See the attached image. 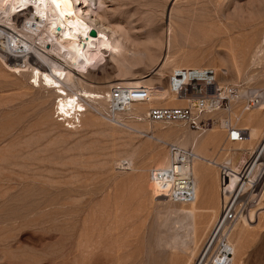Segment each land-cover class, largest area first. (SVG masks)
Listing matches in <instances>:
<instances>
[{
  "label": "rangeland",
  "instance_id": "374dc122",
  "mask_svg": "<svg viewBox=\"0 0 264 264\" xmlns=\"http://www.w3.org/2000/svg\"><path fill=\"white\" fill-rule=\"evenodd\" d=\"M103 2L100 22L113 28L115 39H120L115 31L120 26L131 41L139 42L122 40L130 52V61L138 62L134 80L152 82L155 92L166 93L169 89V73L159 78L149 69L151 57L159 50L154 41L163 37L172 19L181 34L179 42L199 55L197 60L204 67H217L222 85H243L264 94V0ZM24 17L20 16L18 24ZM226 27L230 29L228 33ZM229 35L234 38L232 46L242 65L240 74L230 53ZM0 44L6 45L2 40ZM256 51L258 54L253 57ZM21 56L12 53L7 58L10 64L21 63ZM116 58L122 59V55ZM116 58L108 57V63L96 71L100 77L96 82L107 85L117 78ZM32 60L38 61V57ZM223 67L228 69L227 75L222 73ZM27 81V77L0 71V264L185 263L182 253L173 254L163 242L164 212L179 204L155 200L149 181L151 170L161 166V161L153 160V152L162 151L168 156L170 143L193 150L185 139L199 132L180 123L161 124L158 128L178 129L183 134L179 138L156 133L154 138L137 125L146 120L144 116L151 105H176H170L163 96L135 102L124 115L128 125L119 126L105 115L109 111L107 102H89L97 122L71 129L54 113L55 95L31 87ZM232 104L235 112L244 109L240 101ZM211 133L217 134L218 145L215 143L209 152L218 162L239 147L248 146L247 140L245 144L226 142L219 125L202 135ZM258 142L250 146L255 147ZM122 162L125 165H120ZM205 169L204 188L216 190L218 197L219 169L208 164ZM224 197L227 201L228 194ZM208 221L209 216L205 222ZM206 223L197 254L210 229ZM252 225L256 226L251 229L241 264H264V213Z\"/></svg>",
  "mask_w": 264,
  "mask_h": 264
},
{
  "label": "bare ground",
  "instance_id": "6f19581e",
  "mask_svg": "<svg viewBox=\"0 0 264 264\" xmlns=\"http://www.w3.org/2000/svg\"><path fill=\"white\" fill-rule=\"evenodd\" d=\"M103 1L0 0V42L2 40L6 43V45L0 44V68L2 69L0 71L12 72L21 77H27V84L31 87H38L53 93L56 100L54 113L57 112L63 124L67 123V126L71 129L82 127L83 123L86 126H94L95 122H97V117H92L88 107L90 106L89 102L99 105L107 102L109 106L108 101L111 97V90L115 85L132 88H153L152 82L134 80L135 78H133L136 70H138V67H136L138 62L132 63L130 61L128 57L130 52L122 44V40L131 41L130 35L122 27L118 26L115 31L118 32L120 39H115L112 34L113 28L100 22V18H103L100 14L104 5ZM22 13L25 15V19L21 24H18L20 16H24ZM235 27L238 26L236 25ZM225 29L227 33L230 31L227 27ZM92 30L97 32L96 36L91 35ZM183 31L187 33L185 30ZM24 32H27L28 35ZM32 35H36V37L31 40L30 36ZM180 35L175 30L174 22L171 19L170 24L163 33V37H158V42L154 41L159 50L157 54L151 57L152 67L149 71L155 76L164 78L168 76L166 72L171 75L175 69L181 67L202 68L206 66L197 60L199 55L193 50H188L184 43L179 42ZM228 40L230 53L234 59V67L237 73L240 74L242 65L232 46L234 38L229 35ZM131 42L133 44L136 41L132 40ZM146 50L150 51L149 48H146ZM159 51L162 52V55H160ZM12 53L22 54L23 61L10 64L7 57L8 54ZM257 54L258 51L254 53L253 57H256ZM119 55H122V59L116 58ZM36 56L38 61H33L32 57ZM110 56L116 58L117 78L107 85H101L100 82L95 81L100 79L96 75V71L108 63V57ZM221 64L224 66L225 61L222 60ZM216 68L214 69L216 70ZM221 71L224 75L228 74V69L225 67ZM217 74L219 78V73L217 72ZM220 82L219 85H222ZM237 87H239L237 89L239 96L235 98L233 103L242 102L244 109L240 112H235L231 108L226 114L229 119H234L235 122L232 121L236 125L247 131V135L244 138L235 142L245 144L247 140V147L236 148V152L234 151L232 154L227 155L223 161L218 162L217 157L215 158L216 160L211 158L213 155L210 156L209 152L213 145L216 147L217 138L215 137L217 134H214V132L206 136L202 135L208 128L203 132H199V135L187 136L185 144L190 145L193 150L179 146L185 152H191L192 156H188L187 153L175 156L170 149L171 145H176L173 143H170L171 145L168 144V156L164 155L162 151H155L152 154L154 161H161V166H155L151 170V181H149V188L155 200L159 202H170L171 200V202H174L173 189L178 185L179 178H191L195 182L194 198L189 202H177L179 206L167 207L168 209L166 208L167 210L164 212L165 216L163 215L165 218L162 217L165 219L163 224L166 227L164 245L169 247L173 254L182 253L186 258L183 264H191L194 259L193 264H197L199 255V253L197 254L198 244L201 240V233L204 231L205 220L209 216V221L206 223L208 228L210 222L215 219L211 227H209L208 234L220 213L226 208V200L221 190L216 204L203 206L207 202L201 194L202 182L203 180L205 182V165H212L219 169L220 164H227L230 161V168L240 170L247 162L245 155L248 158V155L254 151L264 136V94H260L257 91L258 89L256 92L248 90L243 85H238ZM161 89L159 88V90ZM156 92H153V96H163L169 99L170 105L181 106L187 104V98L177 97L170 89L166 90V93ZM247 98H258L259 103L254 108L247 109L245 101ZM134 106L135 103L129 109ZM152 107L151 105L150 108ZM97 108L101 109V111L106 109L104 106L102 107L103 109L99 108V106ZM253 109H258L259 111L253 112ZM117 115L121 119H125V114ZM127 121L124 122L126 125H128ZM145 121L137 124L139 129H142L141 131L144 129L148 134L152 133L154 138L156 133L162 136L177 135L179 138L183 134L178 129L165 130L158 128L163 123L157 122L153 124ZM218 125L226 135L224 123ZM256 140L259 142L254 144L255 147L250 146ZM181 158H183V162H181ZM175 168L177 174L173 177L159 175L160 172L174 170ZM263 213L264 209L260 212L259 217H256L253 221L245 220L238 222L236 225L232 236L235 246L233 264L242 263V259L245 256L246 242L252 235L251 229L256 226L252 224L254 222L256 224Z\"/></svg>",
  "mask_w": 264,
  "mask_h": 264
},
{
  "label": "built area",
  "instance_id": "2783aa9c",
  "mask_svg": "<svg viewBox=\"0 0 264 264\" xmlns=\"http://www.w3.org/2000/svg\"><path fill=\"white\" fill-rule=\"evenodd\" d=\"M218 79L212 67L175 69L168 77L167 85L177 97L187 98V104L155 106L148 110L144 118L151 123L160 122L165 125L180 123L197 132L224 123L226 142H238L247 135V131L229 119L226 112L231 110L233 101L238 98L239 87L219 85ZM153 92V88L115 85L108 101L109 111L105 115L116 125L127 126L124 122L128 119L124 117L123 120L117 114L126 115L133 103L151 100ZM245 101L247 109L259 103L258 98H247ZM170 149L175 156L184 153L192 156L191 152H185L177 145H171ZM229 163L219 165L220 190L222 195L228 194L226 208L207 234L197 264H233L235 246L232 236L236 225L245 220L253 221L264 209V136L240 170H233ZM120 165L125 164L122 162ZM175 174L176 168L159 173L165 177H173ZM178 180V185L173 189V199L176 202L191 201L195 196L194 180Z\"/></svg>",
  "mask_w": 264,
  "mask_h": 264
},
{
  "label": "crops",
  "instance_id": "0c3cea01",
  "mask_svg": "<svg viewBox=\"0 0 264 264\" xmlns=\"http://www.w3.org/2000/svg\"><path fill=\"white\" fill-rule=\"evenodd\" d=\"M204 184H206L203 180L202 182V186H201V194L204 196L205 200L207 201L206 204L208 205H214L216 204L217 201V194H216V190L212 191L209 188H204ZM212 201V202H211Z\"/></svg>",
  "mask_w": 264,
  "mask_h": 264
},
{
  "label": "water",
  "instance_id": "95a60500",
  "mask_svg": "<svg viewBox=\"0 0 264 264\" xmlns=\"http://www.w3.org/2000/svg\"><path fill=\"white\" fill-rule=\"evenodd\" d=\"M91 35L92 36H96L97 35V32L95 30H92Z\"/></svg>",
  "mask_w": 264,
  "mask_h": 264
}]
</instances>
